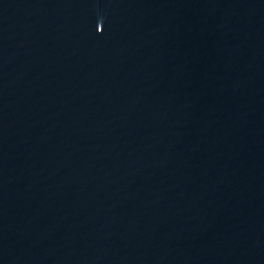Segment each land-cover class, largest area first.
I'll return each instance as SVG.
<instances>
[{
    "label": "water",
    "instance_id": "95a60500",
    "mask_svg": "<svg viewBox=\"0 0 264 264\" xmlns=\"http://www.w3.org/2000/svg\"><path fill=\"white\" fill-rule=\"evenodd\" d=\"M0 264H264V0H0Z\"/></svg>",
    "mask_w": 264,
    "mask_h": 264
}]
</instances>
